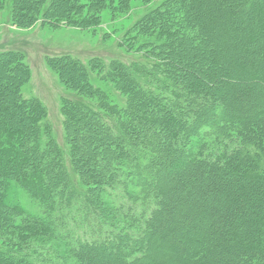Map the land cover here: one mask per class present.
I'll use <instances>...</instances> for the list:
<instances>
[{
	"label": "rangeland",
	"instance_id": "rangeland-1",
	"mask_svg": "<svg viewBox=\"0 0 264 264\" xmlns=\"http://www.w3.org/2000/svg\"><path fill=\"white\" fill-rule=\"evenodd\" d=\"M164 1L166 0H127V8L120 10L118 5L121 4V0H98L92 6L89 5L91 0H0V52L21 53L29 68V77L22 80L20 72L13 70L9 66L10 63L8 64L5 60L0 61V115L6 116L8 122L12 120L18 124H20V118H23L22 114L26 113L33 117L32 106H27L23 101H31L32 105L38 101V106L46 111V118L42 121L49 122V133L56 141V148L62 152V162L64 169L68 171V180L73 181V185L79 184V187H82L80 188L82 192L77 193L66 188L64 182L57 193L58 199L62 198L64 201L70 198L81 202L83 207L86 205L85 208L90 210L88 205L91 203L90 199L97 197L96 206L92 210L98 216L92 222V227L95 229L90 234L94 235L93 237H100L99 235L103 234L102 228L99 227V221H101L104 223L103 227L106 224L114 231L128 235L127 241L132 242L134 239L137 244L140 241L142 247H148L146 250H139V246L136 249L143 252L144 264H183L181 260L185 259V252L190 249L198 251L199 246L206 247L210 251L208 256H203L208 261L207 264H259L258 260H253L252 250L248 252L246 247L249 236H264V190L260 191L262 194L257 192L256 185L261 184V181L256 178L253 180L245 178L241 173L230 172L229 166L221 172L216 168L209 172L205 168L195 170L191 166L177 167L173 164L171 171L168 169L170 173L160 181L167 186L171 197L170 205L173 209L166 220L163 236L157 237L158 239L152 242L145 226L148 214L143 218L139 216V213L144 211V206L128 198L122 200L126 197V188L123 192L115 189L113 193L96 188L99 186L97 183H105L109 177L106 171L111 173L113 171L112 164L107 165L106 160L114 156L119 151V147H128V145L116 138L114 132L107 131L100 117L93 114L98 111L106 115L105 108L109 106L108 101L112 105H118L119 108L125 105L129 96L122 95L120 91H117V87L123 85L129 88L131 85L134 87V93L142 92L140 81L144 82L148 79L144 72H138L136 77H133L135 72L120 71L118 74L114 62L120 61L129 66L143 54L140 50L142 47L138 44V39L142 37H139L140 34L135 25ZM208 3L203 6L202 13L208 12V16L202 18L206 19V23L202 25L212 27L209 12L212 13L213 9L219 8L223 3H219L218 0ZM133 27H135L134 30ZM199 30L197 32L200 37H195L196 31L189 32L195 37L187 40L191 53H185L187 50L180 48L179 45L173 50L181 61L176 59L177 63H180L179 71H181L180 78L184 82L183 85L187 86L192 79L208 78L203 71H206L205 66L210 60L208 52L211 50L222 60L229 56L235 59V64L230 63L226 66L229 61L224 60L222 71L229 74L227 67H230L233 72H237L235 76L240 74L239 78L232 77L228 82H225L226 79L223 80V78H214L211 82L215 86L219 85V88L224 82L225 86H233L236 83V97L241 92L247 93L230 103V107L234 109L233 117L242 116L243 119L253 120L255 124L262 120L263 124L264 94L256 93L264 81L261 79L258 81L254 77L256 74L264 77V46L259 45L261 48H257L255 54H250L247 53V47L244 49L242 42L237 44L231 36L228 38V34L224 38L226 29L218 28V31L209 37L204 36ZM214 40L217 41V47L212 44ZM225 46L224 52L231 55L219 51ZM197 47L201 49V53L202 51L208 53L204 60L202 59L204 65L199 66L194 61L197 55L193 53ZM66 59L67 61L62 62ZM68 59H71L72 63H69ZM187 59L189 61L185 63ZM237 62L243 63L244 70L238 67ZM79 67H84L85 73L80 71ZM176 67L177 65H174V68ZM112 71L116 72L115 77L108 75ZM93 87L106 92L105 100L93 93ZM15 89L18 91L17 95ZM222 91L223 95L227 96V100L228 98L230 100L233 91L231 89ZM138 95L140 99H136V102L140 106L145 101L141 97L142 94ZM213 99L218 101L215 97ZM15 101L17 106L23 104L22 114L16 112V105L13 103ZM76 103L81 104L84 110H77ZM70 109L74 111V114L70 117L71 122L67 124L69 116L66 110ZM235 109L238 110L235 111ZM163 116L165 115L162 114L158 118L161 120ZM155 119L156 117L151 120ZM141 124L136 125L137 130H132L130 135L132 142L136 140L134 138L137 133L142 132ZM42 130L47 129L44 127ZM42 130L40 131L43 132ZM163 131L166 130L162 129ZM31 133L32 131H29L30 137ZM158 135L163 136L164 139L171 136L152 132L149 139L160 138ZM240 135L242 134L226 139L215 157L224 155L225 149L234 150L243 147ZM68 137L70 142L77 143L75 145L71 143V146L68 144ZM31 140L33 142V139ZM111 141L117 149L114 150L115 152L112 148L107 149V145L110 147L108 142L111 143ZM249 142L257 151H263L262 148L255 146L252 140ZM35 145L34 143L33 146ZM37 146V152H34L35 157L32 160L34 162L38 161L37 156H41L39 152L41 145ZM127 149L129 150V147ZM190 157L184 156L185 165ZM257 161L264 164V153L258 156ZM72 165H75L76 170L82 173L83 184L81 179L74 184L72 168L73 170L75 168ZM57 175L55 171L54 177ZM123 182L127 183V181ZM125 183H120L119 186L127 187ZM5 187L8 188L7 184ZM128 190L131 195L136 191H133L131 187ZM64 191L66 194L62 196ZM4 193L0 192L1 203L8 198ZM19 198L16 202L14 199L11 201L13 206L19 204L27 210H33L32 205L26 203V199L24 201L23 198ZM42 211L39 212L42 213V220H45L44 216H47V213ZM135 213H137V220L133 217ZM55 219H58L57 215ZM230 223L237 225L236 231L234 228H231L232 231L229 229L236 234L227 238L223 234L225 231L228 232ZM254 225L255 229H253ZM50 227L43 222H37L25 213L0 206V232H2L0 257L4 261L6 258H12L13 264H81L77 257H71V250L79 249L81 242L89 239L90 234L85 232V228L76 230V234L58 229L55 230L56 234H53ZM3 233L7 236L3 237ZM22 236L34 238L37 241L33 245L35 256L26 257L25 253L20 254L22 248L15 246L12 247L13 249L10 248L8 244L10 238ZM183 240L189 243L186 244ZM124 241L126 238L123 237L122 242ZM82 249L84 248L81 247ZM119 251L115 253L114 250L112 252L99 250L94 257L95 264H123L121 261H114Z\"/></svg>",
	"mask_w": 264,
	"mask_h": 264
},
{
	"label": "trees",
	"instance_id": "trees-1",
	"mask_svg": "<svg viewBox=\"0 0 264 264\" xmlns=\"http://www.w3.org/2000/svg\"><path fill=\"white\" fill-rule=\"evenodd\" d=\"M97 1L91 0L89 5L92 6ZM213 1L215 0H166L162 5L148 12L135 25L137 32L140 34L139 37H142L138 39V44L142 47L140 50L143 54L129 66L120 61L114 62L118 74L120 71L135 72L133 77H136L138 72H144L148 79L144 82L140 81L142 92L138 94H142L141 97L145 102H142L139 106L136 99H140V96L133 92L135 91L134 87L130 85L128 88L122 85V87H117V91H120L122 95L129 96L125 105L119 108L118 105H112L108 101L109 106H107V109L105 108L106 115L98 111L93 114L100 117V121L107 131L114 132L115 137L124 141L129 147V150L128 147H119V151L114 156L112 155L111 159L106 160L107 165L112 164L113 171L112 173L106 171L109 177L105 183H97L99 186H103L96 188L104 191L109 190L110 193H113L115 189L123 192V189L128 190L129 187L133 188V191L136 190L133 195L129 193V190H126V197H123L122 200L128 198L142 204V207L144 206V211L141 214L139 213V216L143 218L148 214L145 226L148 229L147 233H150L152 238L151 242L158 239L157 237L163 236L166 220L170 217V212L173 209V206L170 205L171 197L167 186L160 183L170 173L173 164L177 167L191 166L195 170L205 168L209 172L215 168L221 172L229 166L230 172L241 173L245 178L260 180L261 184L256 185L259 194H262L260 191L264 190V164L257 161L258 156L264 153V136H261L264 135V123L262 124V120H260L259 123L255 124L253 120L243 119L242 116L239 118L233 117L234 109L230 107V103L247 92H241L236 97V83L233 86H225V82H228L229 79L232 77L239 78L238 76H240V74L235 76L237 72H233L230 67H227L229 74L222 71V69L224 70L222 65L224 60L229 61L228 63L225 62L226 66H229L230 63L235 64V59L228 56L227 59L222 60V58L215 56L211 50L208 52L210 60L208 65L205 66L206 71H203V74L208 78L189 80L187 86L183 85L184 82L180 78V63H177L176 59L178 58L173 50L179 45L180 48L187 50L185 53H191V47L187 40L200 37L197 32L199 29L207 37L217 32L218 28L226 29L224 38L228 34V38L231 36L237 44L242 42L244 49L247 47V53L250 54H255V50L261 48L259 45L264 46V0H218L223 5L213 9V14L209 12L212 27L209 25L203 26L202 24L206 23V19L203 20L202 18L208 16V12L202 13L203 6ZM127 4V0H121L118 8L125 10ZM135 27H133V30ZM195 31L197 35L193 37V34L191 35L189 32ZM212 44L217 47L216 40ZM224 48L226 49V46L220 48L219 51L227 54L228 52L225 53ZM208 53L206 51L201 53V49L197 47L193 53L197 55L194 61L199 66L204 65L202 59L204 60ZM21 55V53L12 51L0 52V61L5 60L8 64L10 63L9 66L13 70L19 71L22 75L20 79L24 80L29 77V68L24 62L23 55ZM227 55H231V53ZM154 58L155 60H153ZM68 60L69 63H72L71 59ZM65 61L67 59L62 60V62ZM188 61L187 59L185 63ZM236 64L241 70H244L243 63L237 62ZM174 65H177V67L174 68ZM209 65L212 66V69ZM78 69L85 73L84 67ZM110 74L115 77L116 72H109L108 75L110 76ZM214 78L226 80L223 86L220 85L219 88V85L212 84L211 81ZM254 78L258 81H260L259 79L264 81V77H260L258 74ZM228 89L233 91L230 100L229 98L227 100V96H224L222 91ZM15 90L17 95L18 91ZM92 90L94 94L103 97L105 100V91L95 87ZM256 94H264V84H261ZM214 97L218 101H214ZM24 102L27 106H32L31 113L33 117L26 113L23 115L21 112L24 106L22 103L17 106L16 101L13 102L16 105L15 110L23 117L20 118V124L12 120L8 122L6 116L0 115V192H5L4 195L8 197L7 200L0 202V206L13 208L15 211L29 215L37 222H43L46 226H51L50 229L53 234H56L55 230L57 229L76 234V230L83 227L85 232L92 233L95 229L92 227V222L98 217L92 211L96 206L97 197L90 199L91 203H88L90 210L85 208L86 205L83 207L81 202L70 198L64 201H62V198L58 199L59 195L57 193L64 182L66 188L77 193L82 192L80 189L82 187L77 184L80 179L82 184L84 183L82 173L76 170L75 165H72L75 168V170L72 168V177L74 178V184L77 185H73V181L68 180V171L64 169L62 162V152L56 148V141L49 133V122L42 121L46 118V111L38 106V101L34 103L35 105H32L33 102L31 101ZM130 103L132 104L130 105ZM75 106L77 110H84L79 103H76ZM237 110L235 109V111ZM66 114L69 116L67 120V124H69L74 111L72 109L66 110ZM162 114L165 116L161 117L160 120L158 117ZM152 117H156V119L152 121ZM142 122L143 124H141ZM137 124L142 125V132L137 133L136 138H134L136 140L132 142L130 135L132 130H137ZM44 127L47 130L43 131L42 128ZM162 129L166 131L162 132ZM29 131H32L31 137ZM152 132L170 134L171 136L164 139L163 136L158 135L160 138L156 137L155 140H151L149 135ZM240 133L242 134L240 136L243 140V147L234 150L225 149L227 154L225 153L216 158L215 156L221 150L225 140ZM20 138L21 140L23 138V140L21 141ZM31 139L36 144L35 146H33L34 143ZM250 140L259 149L262 148L263 151L259 152L255 147H252ZM67 141L71 146L77 143L70 142L69 137ZM246 141L248 143H245ZM108 144L110 146L107 145L108 150L111 148L113 151L117 150L114 148L112 141ZM37 145H41L39 148L41 156H37L38 161L34 162L32 160L35 157L34 152L38 147ZM184 156H191L186 165L183 159ZM116 169H119V171ZM55 171L58 175L54 177ZM122 180L127 181V183ZM120 183L127 184V187L121 188ZM6 184L8 188L5 187ZM65 194L66 191L63 192L62 196ZM18 198H23L24 201L26 199V203L31 204L33 210H27L25 207L24 209L19 204L13 206L11 201L14 199L16 202ZM41 209L47 213V216H44L45 220L41 218L42 213L39 212L42 211ZM56 215L58 219H55ZM133 217L137 220V213ZM99 225L103 234L99 235L100 237H93L94 235L90 234L89 239L81 242L79 249L71 250L72 258L77 257L81 264H95L94 257L95 254L99 253V250L103 249L109 252L114 250L115 253L120 250L114 261H121L123 264H144L143 252L136 249L139 246V250H146L147 246L142 247L140 241L137 244L132 238V242L127 241L128 235L120 234L106 224L103 227L104 223H101V221H99ZM229 226L228 232L225 231L226 234H223L227 238L236 234L231 232V228L236 231L237 225L230 223ZM255 228L254 225L253 229ZM260 233L259 231L258 234L260 235ZM5 236H7L6 233H3V237ZM123 237L126 238L124 242H122ZM183 242L189 243L187 240H183ZM246 242L248 243L246 246L248 252L252 250L253 260H258L259 264H264V236H249ZM36 243L37 241L34 238H24L23 236L19 238L11 237L8 241L10 248L13 246L22 248L20 254L25 253L26 257L35 256L33 245ZM81 247L84 249L81 250ZM209 254L210 251L206 247L199 246L198 251L187 250L184 256L185 259L181 261L183 264H207L208 261L203 256ZM1 258L0 264L14 263L12 258H6V261Z\"/></svg>",
	"mask_w": 264,
	"mask_h": 264
}]
</instances>
